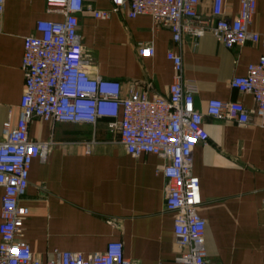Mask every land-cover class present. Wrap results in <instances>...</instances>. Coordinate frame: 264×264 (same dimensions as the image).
<instances>
[{
	"label": "crops",
	"instance_id": "1",
	"mask_svg": "<svg viewBox=\"0 0 264 264\" xmlns=\"http://www.w3.org/2000/svg\"><path fill=\"white\" fill-rule=\"evenodd\" d=\"M95 7L111 9L108 0H98ZM224 8L234 17L240 0H225ZM200 14L210 17L211 5L203 4ZM41 20L62 18L46 13V0H6L0 15V142L4 124L11 119L15 125L20 114L24 38L37 35ZM250 30L264 34V0L257 1ZM79 32L98 76L119 80L125 94L149 89L168 95L174 77L166 58L174 47L172 34L157 28L151 17L130 20L119 13L96 22L80 16ZM142 43L154 46L153 57L139 56ZM182 54L185 79L196 85L201 113L211 99L254 108L253 97L232 89L230 82L264 56L260 45L228 50L206 32L200 38L184 36ZM205 127L209 139L194 149L193 174L200 180L199 214L206 221V264H264V118L252 117L241 126L206 117ZM29 137L54 143L45 162L32 163L20 202L29 211L23 233L36 258L56 260L66 251L89 256L121 242L132 264H182L174 216L165 211L163 159L128 155L105 123L94 128L35 120ZM2 195L0 188V202Z\"/></svg>",
	"mask_w": 264,
	"mask_h": 264
},
{
	"label": "built area",
	"instance_id": "2",
	"mask_svg": "<svg viewBox=\"0 0 264 264\" xmlns=\"http://www.w3.org/2000/svg\"><path fill=\"white\" fill-rule=\"evenodd\" d=\"M258 0H240L239 12L228 17L225 0H108L110 10L98 9V0H46V13L61 21L36 23V36L24 38L21 69L25 87L19 106V118L3 126L0 142V264H132L124 255L121 242H111L106 250L85 256L61 252L56 260L36 258L23 233L29 211L20 205L29 186L34 160L46 161L48 142L32 141L30 124L39 120L51 125L78 124L96 128L105 123L117 134L126 153L134 158L154 155L164 160L165 211L174 216L175 244L182 250V264H206V221L202 206L200 180L193 174V152L206 144L209 135L205 118L248 125L252 117L264 118V56L250 64L246 74L234 77L230 86L240 94L253 97L254 108L237 101L211 99L205 113L196 108V85L185 79L182 54L183 38L202 37L211 32L228 50L248 43L264 49V34L250 30ZM6 0H0V15ZM203 4L211 5V16L200 14ZM125 13L130 20L152 18L157 28L172 34L174 47L166 53L174 72L166 97L149 89L128 94L116 79L98 76L92 68V56L79 32L80 16L107 22L113 14ZM139 56L151 58L154 46L140 44ZM87 145L86 152H91Z\"/></svg>",
	"mask_w": 264,
	"mask_h": 264
}]
</instances>
